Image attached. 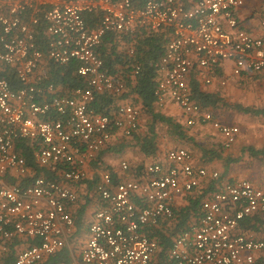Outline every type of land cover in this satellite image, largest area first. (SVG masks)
I'll return each mask as SVG.
<instances>
[{
	"label": "built area",
	"instance_id": "built-area-1",
	"mask_svg": "<svg viewBox=\"0 0 264 264\" xmlns=\"http://www.w3.org/2000/svg\"><path fill=\"white\" fill-rule=\"evenodd\" d=\"M247 0H0V63L13 67L19 88L0 79V256L15 240L14 264H38L68 248L76 233L72 215L91 167L118 136L140 127L142 109L130 102L113 116L93 108L104 93L122 95L99 54L107 34L168 29L172 38L156 63V106L177 105L189 126L208 125L226 148L241 131L193 99L190 77L212 85L231 63L234 77L264 72V33L245 29L237 10ZM92 17V22L87 20ZM264 30V21H261ZM130 55L134 50L130 49ZM74 65L84 78L69 95L49 81L51 67ZM137 67L134 72L139 73ZM229 78H221L225 87ZM34 149L37 165L51 177H33L21 146ZM186 148L168 152L166 163L146 166L144 176L115 182L98 168L80 264H160L161 248L149 229L173 219L179 199L211 176L197 168ZM121 170L130 166L121 162ZM15 179L16 183L6 180ZM26 181V182H25ZM202 216L178 233L161 264H253L264 239L241 222L264 215V182L239 179L206 197Z\"/></svg>",
	"mask_w": 264,
	"mask_h": 264
},
{
	"label": "trees",
	"instance_id": "trees-1",
	"mask_svg": "<svg viewBox=\"0 0 264 264\" xmlns=\"http://www.w3.org/2000/svg\"><path fill=\"white\" fill-rule=\"evenodd\" d=\"M87 20L92 22V17L87 16ZM171 33L168 29L157 32L138 29L132 34L114 32L107 34L99 47V54L104 60L106 67L110 70V74L116 80L124 82L126 88L122 95L101 94L93 104V108L97 112L109 116H113L118 105L125 102H130L142 109L139 129L129 138H120L125 139L120 144L121 149L137 147L144 156L154 158L157 156L162 143L169 142L175 146L173 149L186 148L190 150L192 155L193 152L199 150L200 156L197 161L202 165L199 167L203 168L207 165L215 167L220 164L223 166L222 169L217 171L219 174L218 178H211L206 182L203 181L198 188L184 197L185 203L178 207L173 219L164 220L157 227L149 229L150 236L158 240L161 248L160 264L163 263L166 252L178 233L191 223L199 221L202 216L201 205L203 200L211 193L216 192L224 183H232L237 180L230 177L232 166L239 165L242 162H245V164L247 162V165H249L254 161H264V146L260 148L247 146L238 155H232L229 154V151L235 144L230 148H226L224 142L220 140L217 143H211L208 147L202 145L195 138V135L192 134L191 126L183 124L176 116L168 114L164 109L156 106L155 90L160 78V72L155 65L164 56L172 38ZM130 49L134 50V55L129 54L128 51ZM137 67L140 70L138 74H135L134 70ZM48 75L49 81L55 84L61 95H69L76 87L85 85L86 81L76 73L74 65L60 68L51 67ZM0 79L8 80L14 88H19L20 86L14 68L2 63H0ZM189 82L193 99L203 109H210L216 114L218 109L224 105L220 95L208 93L202 89L196 73L190 77ZM234 109L240 113L264 117V108L252 109L236 105ZM216 116L219 117V114H216ZM21 154L26 158L33 177H51L46 169L37 165L34 159V149L28 146L27 143L21 146ZM102 154L93 167L95 170L101 168L111 173L115 182L123 180L120 175L121 172L123 176L132 177L133 179H138L145 174L146 165L130 168L128 172H123L122 170L121 172L112 171V169L104 165ZM193 158H195L194 155ZM97 177L94 176L93 180L85 182L88 190L87 193L83 194L86 199L85 203L79 204L78 200L73 206L71 213L76 223L74 236H79L80 228L85 223L84 219L87 210L94 204V186ZM8 182L13 184L16 183V180L8 179ZM90 191H93V197L89 196ZM96 206L97 204L95 208ZM241 230L260 234L262 236L261 239H264V215H255L244 219L241 222ZM18 244L19 241L15 240L9 245V251L0 256V264H14L17 253L16 246ZM38 264H74V261L70 249L64 248ZM253 264H264V254H260Z\"/></svg>",
	"mask_w": 264,
	"mask_h": 264
},
{
	"label": "rangeland",
	"instance_id": "rangeland-1",
	"mask_svg": "<svg viewBox=\"0 0 264 264\" xmlns=\"http://www.w3.org/2000/svg\"><path fill=\"white\" fill-rule=\"evenodd\" d=\"M230 73V72H229ZM264 73V72H261ZM259 74V73H258ZM254 78L247 79L245 82L242 83H228L227 86L224 88H220L218 95H220L224 101V105L218 109L216 114H219V118L222 120L224 119L230 124L236 125L241 128V135L238 137L235 145L229 151V154L238 155L244 147L247 146H256L259 148L264 146V117H257L252 116L244 113H240L234 109L236 105H241L246 108L252 109H260L264 108V76L258 75L253 76ZM218 91V89H217ZM172 107H176L175 104H172ZM172 108H170L171 110ZM175 109V108H173ZM166 113H171L169 110L165 111ZM172 114V113H171ZM175 114V113H174ZM176 116V115H175ZM144 124V123H143ZM207 135L210 136L208 133ZM206 136V135H205ZM203 136V137H205ZM214 138V137H212ZM199 142L207 146L209 145L208 142L204 140V138H198ZM216 140V139H215ZM217 143V142H210ZM166 147V149H173L175 146L171 145L169 142H163L162 147ZM115 152V151H113ZM117 156L118 154H113ZM118 157V156H117ZM124 160H121L123 162ZM128 164L127 160H125ZM121 162L119 161V166ZM243 163V164H242ZM239 165L232 166L230 177L235 179H248L251 178L250 181H254L256 183L264 182V161H254L247 165V162H242ZM223 166L220 164L219 166H215V170L222 169ZM100 171H104L101 169ZM96 174V173H95ZM95 174H92L91 177H94ZM250 176V177H247ZM252 181V182H253ZM7 183L8 180H6ZM80 199L79 204H84L85 193L88 192L87 185H83L79 190ZM93 191L89 192V196L91 197ZM93 197V196H92ZM78 206V205H77ZM94 210V204L90 206L87 210V214L85 215L84 225L81 226V230L79 231V236L72 237V241L68 247L72 253V258L74 264H80V251L84 246V243L87 241V228L89 224V218L91 213Z\"/></svg>",
	"mask_w": 264,
	"mask_h": 264
},
{
	"label": "crops",
	"instance_id": "crops-1",
	"mask_svg": "<svg viewBox=\"0 0 264 264\" xmlns=\"http://www.w3.org/2000/svg\"><path fill=\"white\" fill-rule=\"evenodd\" d=\"M237 18L241 22L242 26L245 29H247L248 31H251L254 34H263L264 30L261 27V21H264V0H247L246 3L244 4V6H242L240 9L237 10ZM258 75L264 76V73L250 74L247 76H242L240 78L234 77L231 73V63H226L224 65L223 69L218 70V72L214 74V81H213L212 85H206V84H204V82L202 80H200V83H201L202 89L205 92L212 93V94H218L220 91V88H224L220 85V79L221 78H229V83H232V82L242 83V82H245L247 79L254 78L253 76H258ZM217 89H218V91H217ZM172 104H174V103L171 101H168L167 106L164 108V111L169 110V112H171L172 115H174V116L176 115L177 119L180 122H182L185 125H188L187 124V117L184 115L182 110L177 105H176V107H172L173 106ZM170 108H172V109L170 110ZM173 108H175V109H173ZM171 113H169V114H171ZM221 121L224 123H228L224 119H222ZM142 123H143V120H142ZM228 124H230V123H228ZM191 127H192V134L195 135V138H197V139L198 138H202V139L204 138V140L206 142H208L209 145H210L211 141L212 142H218L220 140L223 141L222 136L208 125H206V126L205 125H196V126H191ZM240 131H241V128H240ZM208 133L210 134V136H212L214 138L209 137V135H207ZM241 133H242V131H241ZM241 133H240V135H241ZM203 136H205V137H203ZM122 137L123 136H118L116 139H114L113 144L110 147L111 150H107L105 153L102 154V159H103L104 165H106V167L112 169V171L121 172V167L119 169V166H117V164H119V161L121 162V160H124V161L127 160L128 162H130L129 163L130 168H135L139 165L148 166V165H151L154 163H163V164L166 163L167 152L171 149L167 150L166 147L160 146L157 156L154 158H151V157L148 158V157L144 156L140 152L139 148H137V147H126L125 149H121L120 144L123 142V140H125V139H120ZM259 148H260V146H259ZM113 151H115V152H113ZM114 153L118 154L117 155L118 157L114 156L113 155ZM193 155L195 157L193 159L194 165L197 168H202V167H199L202 165H200L197 161L198 157L200 156V151L196 150L195 152H193ZM203 168L207 169L209 173L217 172V170H215V167H212L210 165H207L206 167H203ZM95 171H96L95 168L91 167V175L95 174ZM120 175L123 179H133L132 177L123 176L122 172ZM247 177H250V176H247ZM211 178L212 177L209 176L208 178L204 179L203 181L206 182V181L210 180ZM250 179L251 178H248L247 180H250ZM237 180H239V178ZM94 198H95L94 199V208H95V205L97 204V198L95 197V195H94ZM178 202H179V206H182L185 203L184 197L179 199ZM256 236L258 239L262 238V236L260 234H256Z\"/></svg>",
	"mask_w": 264,
	"mask_h": 264
}]
</instances>
